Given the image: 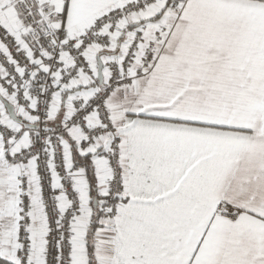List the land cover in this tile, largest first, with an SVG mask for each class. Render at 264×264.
Listing matches in <instances>:
<instances>
[{"label": "snow or ice", "instance_id": "obj_1", "mask_svg": "<svg viewBox=\"0 0 264 264\" xmlns=\"http://www.w3.org/2000/svg\"><path fill=\"white\" fill-rule=\"evenodd\" d=\"M0 264H264V0H0Z\"/></svg>", "mask_w": 264, "mask_h": 264}]
</instances>
